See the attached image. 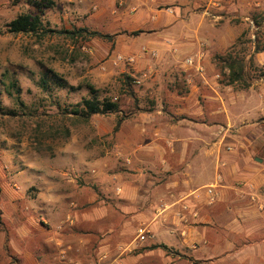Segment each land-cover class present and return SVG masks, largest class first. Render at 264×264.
<instances>
[{
  "label": "rangeland",
  "instance_id": "374dc122",
  "mask_svg": "<svg viewBox=\"0 0 264 264\" xmlns=\"http://www.w3.org/2000/svg\"><path fill=\"white\" fill-rule=\"evenodd\" d=\"M33 1L0 0V264H264V185L217 158L252 132L215 135L216 57L264 85V0H51L46 29L111 37L77 42L9 34ZM89 87L119 111L71 114Z\"/></svg>",
  "mask_w": 264,
  "mask_h": 264
},
{
  "label": "crops",
  "instance_id": "0c3cea01",
  "mask_svg": "<svg viewBox=\"0 0 264 264\" xmlns=\"http://www.w3.org/2000/svg\"><path fill=\"white\" fill-rule=\"evenodd\" d=\"M263 54H256L255 60L264 69ZM223 85L222 88L217 85L215 89V94H217L215 98V107H217L215 135H230L231 131H239L241 128H246L252 133L250 135L245 133L244 139H239L237 144L231 143L233 147L230 151H222L221 154H218L217 158L221 159V166L225 164V167L220 166L221 174L219 175L227 186L236 179L245 183H254L255 187L260 189L264 185V137L255 135L253 130L255 126L259 125V120L264 122V85L258 87L250 85L241 92H233V87ZM255 94H257V98ZM233 106L235 109L231 110ZM239 123L244 124V127H241ZM261 127L264 129V126ZM187 131L198 134V131L192 128ZM217 152H219L218 148ZM263 199L264 196L259 195L261 202ZM231 201L238 203L241 202V199L235 198Z\"/></svg>",
  "mask_w": 264,
  "mask_h": 264
},
{
  "label": "trees",
  "instance_id": "16d2710c",
  "mask_svg": "<svg viewBox=\"0 0 264 264\" xmlns=\"http://www.w3.org/2000/svg\"><path fill=\"white\" fill-rule=\"evenodd\" d=\"M54 3L51 0H40L39 2L33 1V6L38 10L37 14L34 13H23L18 15L7 25V32L12 35H34L37 37H43L47 33H57L63 35L65 38L77 42L78 40L87 41L93 38L100 40H111V37L108 35H103L98 32H90L87 29H76V30H62V31H51L46 29L43 26L41 19V9H48L53 7ZM259 26V23L256 22ZM238 47V48H236ZM242 44L238 46L233 45L224 55L216 57L218 69L221 76L220 83L225 84L226 86L236 87L241 86L243 89H247L250 86V79L246 68L252 64V56L246 60L243 56ZM262 52L255 47L254 54ZM226 72V73H224ZM8 77L6 76L5 79ZM8 80V79H7ZM43 86H47V82L41 80ZM5 92L8 95L18 92V87L16 81L8 80L5 85ZM89 98L82 100V102L75 106L72 110L74 116L78 117L83 123H87L92 117L97 115H109L114 114L119 111L118 104L112 102L109 99H99L96 91L92 87H89ZM163 248L164 246H153L154 248Z\"/></svg>",
  "mask_w": 264,
  "mask_h": 264
},
{
  "label": "built area",
  "instance_id": "2783aa9c",
  "mask_svg": "<svg viewBox=\"0 0 264 264\" xmlns=\"http://www.w3.org/2000/svg\"><path fill=\"white\" fill-rule=\"evenodd\" d=\"M186 63H187L188 65H191V64H192V61H191V60H187ZM142 234H143L142 231H140V232H139V235H138V239H139L140 241H144V235H142Z\"/></svg>",
  "mask_w": 264,
  "mask_h": 264
}]
</instances>
